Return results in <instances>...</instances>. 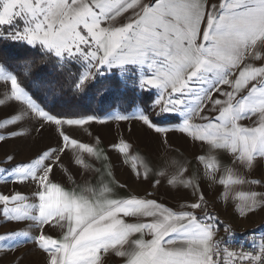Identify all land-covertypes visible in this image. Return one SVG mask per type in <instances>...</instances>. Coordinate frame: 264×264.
<instances>
[{
	"label": "snow or ice",
	"instance_id": "1",
	"mask_svg": "<svg viewBox=\"0 0 264 264\" xmlns=\"http://www.w3.org/2000/svg\"><path fill=\"white\" fill-rule=\"evenodd\" d=\"M0 39L39 49L40 57L22 66L26 79L53 57L64 66L79 61L84 71L72 84L76 92L100 66H146L151 75H142L140 86L155 87L160 94L132 119L165 134L164 144L170 131L199 142L204 150L194 159L206 177L215 183L214 169L227 171L229 183L249 186L243 205L236 204L240 215L264 211V191L252 187L264 189V177L247 178L264 161V0H0ZM0 81V143L23 137L19 129L32 121L40 124L38 132L56 126L58 137L57 147L27 161H18L15 153L0 158L5 184L35 185L29 194L0 191V216L24 225L0 235V242L12 248L32 243L42 253V264H116V257L123 264H264V243L254 245L259 251L253 252L221 248L215 239L219 217L209 211L199 167L193 169L183 158L162 170L147 158L130 163L136 156L125 139L109 145L137 179L143 175L141 183L153 175L170 176L172 188L191 189L195 199L176 206L155 197L161 179L150 184L154 191L119 197L112 182H101L97 190L84 180L78 190H67L54 181L60 168L77 186V175L97 171L93 160L110 159L99 144L74 136L78 127L103 121L54 114L47 99L38 98L3 64ZM214 92L225 99L214 98ZM177 117L179 122L172 123ZM244 120L252 123L244 125ZM222 153L230 156L227 164ZM219 184L227 186L223 179ZM16 264H24L23 257Z\"/></svg>",
	"mask_w": 264,
	"mask_h": 264
},
{
	"label": "rangeland",
	"instance_id": "2",
	"mask_svg": "<svg viewBox=\"0 0 264 264\" xmlns=\"http://www.w3.org/2000/svg\"><path fill=\"white\" fill-rule=\"evenodd\" d=\"M126 22V21H124ZM76 61V60H75ZM78 63V61H76ZM1 64V63H0ZM102 73H109V72H115L117 75H119V78L121 80H125L127 84L126 86L130 88H136L138 90V93H142L145 95V93H152L153 97L148 102L149 105L147 107H141V106H133L131 109H126L119 111L117 109H112L107 111L105 114L101 116H97L100 120L103 121V123H92L90 125H86L83 127H88L87 130L93 133V129L96 131H101L106 129V126L109 124L114 123H121V125H127L129 127H139L142 132H147L145 127L141 125V123L137 120L132 119V117L139 111H147L151 108L153 105V102L158 98L160 90L155 87H145L142 88L140 86V77L142 75H151V71L147 69V67H141L136 65H125L122 67H110L108 65L100 66ZM82 71L84 69L81 66ZM231 78V77H230ZM3 84V81H0V85ZM224 87V86H223ZM228 90V87H225ZM0 91H3L2 88H0ZM133 93H130V95ZM219 94V93H218ZM218 96H214V98H218ZM222 99H225L222 97ZM208 101L205 100V104H207ZM206 115L208 113H205ZM117 115H126L129 117L128 120L118 121L114 117ZM87 117V116H85ZM96 117V116H95ZM155 120H161L162 118L157 116L154 117ZM179 117H177V120L172 121V123H178ZM244 125H250L252 123L251 120H244L241 121ZM54 126V125H53ZM175 125H171L170 127H174ZM52 127V126H51ZM56 127V126H55ZM99 127V128H98ZM40 128V124L36 123L35 121L29 122L28 124L24 125L23 128L19 129V131H23L25 135L21 138L16 139L15 141H10L9 143H0V158L4 157L5 153L9 154H16L17 160H29L31 159L36 152L43 151L44 145H51L52 143H55L54 137L52 135V131L49 127H45L42 132L36 131V129ZM79 128V127H78ZM143 128V130L141 129ZM38 133H41L40 135H37ZM132 136V134H131ZM121 139H125L127 142H131L128 139L130 137H125L124 132L123 135L120 136ZM133 140H135L133 137H131ZM31 142L33 143V147L37 149L36 151H32V153L28 152ZM86 143V142H85ZM37 147V148H36ZM200 153L197 152V155ZM226 155L227 160L225 161ZM222 156L224 158V162L227 164L230 160V156L227 153H224ZM136 160V159H135ZM199 167V174L201 178V188L204 191L205 195L209 199L214 200V207L217 215H220L222 219L228 220L232 222L233 224L242 225L247 228H254L256 230L264 229V211L257 210L255 213L242 216L240 215L239 211L236 209V204L243 205V194L248 191L249 186L248 185H239V184H233L228 182V172L222 171V170H215L216 171V182L213 183L212 179L210 177L205 176V168L203 166ZM245 172H248L247 169L244 170ZM205 176V177H204ZM261 177H264V161L260 162V165L251 171L250 174H248L247 178L249 180L252 179H261ZM79 179V178H78ZM76 179V180H78ZM225 180L227 186L219 184V180ZM235 179V176L233 177ZM71 182V181H70ZM72 186L71 183L64 186L66 189L68 187ZM35 185H29L28 187H23L20 185H17L11 181H9L7 184H5L4 180L0 179V191H3L5 193L7 192H14V191H21L22 194H29L31 189L34 188ZM254 190L256 191H264V189H261L257 186H252ZM71 188H69L70 190ZM195 199L194 194H192L189 198L182 200L181 202L191 201ZM24 228L23 224H17L15 222H9L6 221L2 216H0V235H4L5 233L9 231H18L20 229ZM59 230V229H58ZM34 234V233H33ZM12 248L10 244L7 242H0V264H16V259L23 257L24 264H30L32 261L36 262V264H39L43 260V256L41 251L34 247L32 243H26L22 244L19 247L12 248V250H9ZM32 258V260L30 259ZM30 259V263H29Z\"/></svg>",
	"mask_w": 264,
	"mask_h": 264
},
{
	"label": "crops",
	"instance_id": "3",
	"mask_svg": "<svg viewBox=\"0 0 264 264\" xmlns=\"http://www.w3.org/2000/svg\"><path fill=\"white\" fill-rule=\"evenodd\" d=\"M214 2L218 3V0H214ZM221 87L223 90H227L225 88L226 86ZM212 95L214 97L218 96L219 94L214 92ZM218 99H222V97L219 95ZM213 115H215V113H213ZM49 128L52 131L55 143H52L50 146L44 145L43 150H46L47 147H57L58 137L55 131L56 127L50 126ZM87 129L88 127L77 128L74 132V136L80 139L82 142L89 143L91 146H96L97 144H99L100 149H102L103 152L108 157H110V159L104 161L103 157H101V159L99 160H93L92 168L97 171L84 173L83 175H77L76 179L79 178L77 180V186L72 185L68 187L67 190H69V188H71L70 190H78V185L82 184L83 181L86 180L89 186L94 187L97 190L100 189L101 182H103V184H108L109 182H112V186L117 197L125 196L130 193L143 195L145 190L154 191L150 187V184L154 183L157 179H161L163 187H160L158 190H156L154 194L156 198H158L161 202H164L169 206H176L178 202L189 198L193 194L191 189H176L169 186L167 183V179L171 178L170 176L166 178H161L159 176L153 175L151 180H145L143 183H141L143 175L141 176V179H137L136 175L134 173H131V169L128 164L123 163L122 159L120 161L117 160V154L109 150V145L113 142H118L121 139L120 136H122L124 132L126 138L130 137V139H127L131 141L129 143L131 144L132 151L136 156V160L130 159V163H136L139 165L141 164V158H147L148 160L154 163H159L163 170L169 161L183 158L190 163L193 169H195L197 168V163L194 159V153L197 154L198 152L201 154L204 150L199 142H196L194 144L191 138L184 137L179 132L170 131L167 134L168 144H164L163 140L165 134L163 133L157 134L152 130L144 128L147 131L145 133L142 132L139 127H129L127 125H121V123L109 124L106 126V129L101 131H96L95 129H93L92 134ZM141 129L143 130V128ZM40 134L41 133H38L37 135ZM97 137H99V140H97ZM131 137H133L135 140H133ZM32 145L33 143L31 142V146L28 150V152L30 153H32L33 150L36 151L38 149L37 147V149H35ZM38 152H41V150ZM38 152H36V154ZM223 155L224 153H222L221 159L224 160V158L222 157ZM71 156L72 153H69V157ZM69 157H65L66 164L69 161ZM224 157L226 161V155H224ZM141 173L143 174L142 167ZM53 179L56 182L62 183L63 186H66L71 183L67 175L64 174L60 168L56 169V174ZM121 184L125 185V187L120 188L119 185ZM218 216L222 218L220 215ZM59 231L60 230L57 229V232ZM144 238L150 239L151 237L145 236ZM30 259L32 260V258ZM114 259L116 261V264H123L121 258L116 257ZM36 263L37 261H32L30 264ZM39 264H42V261Z\"/></svg>",
	"mask_w": 264,
	"mask_h": 264
},
{
	"label": "trees",
	"instance_id": "4",
	"mask_svg": "<svg viewBox=\"0 0 264 264\" xmlns=\"http://www.w3.org/2000/svg\"><path fill=\"white\" fill-rule=\"evenodd\" d=\"M40 55L38 48L22 41L0 39V63L18 75L38 98L47 99L48 110L56 115L97 117L112 109L124 111L133 106L147 107L153 97L152 93L143 95L136 88L126 86L127 82L115 72L102 73L103 70L87 82L83 91L76 92L72 84L82 72V65L75 60L64 66L53 57L48 64L36 65L30 78H24V63L36 60Z\"/></svg>",
	"mask_w": 264,
	"mask_h": 264
},
{
	"label": "built area",
	"instance_id": "5",
	"mask_svg": "<svg viewBox=\"0 0 264 264\" xmlns=\"http://www.w3.org/2000/svg\"><path fill=\"white\" fill-rule=\"evenodd\" d=\"M207 199L209 201V211L217 215L214 207V200ZM225 226H228L230 231H226ZM215 239L221 242V248L227 247L230 251H259V248H254V245L258 246L264 243V229L256 230L254 228H247L242 225L233 224L219 217V227L216 231Z\"/></svg>",
	"mask_w": 264,
	"mask_h": 264
}]
</instances>
